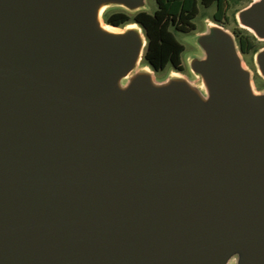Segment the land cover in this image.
Listing matches in <instances>:
<instances>
[{"label":"water","instance_id":"95a60500","mask_svg":"<svg viewBox=\"0 0 264 264\" xmlns=\"http://www.w3.org/2000/svg\"><path fill=\"white\" fill-rule=\"evenodd\" d=\"M146 6L0 0V264H264V92L220 25L200 84L137 72L102 15ZM238 21L264 39V0Z\"/></svg>","mask_w":264,"mask_h":264},{"label":"trees","instance_id":"16d2710c","mask_svg":"<svg viewBox=\"0 0 264 264\" xmlns=\"http://www.w3.org/2000/svg\"><path fill=\"white\" fill-rule=\"evenodd\" d=\"M157 8L153 13L146 10L130 12L117 11L105 15V22L116 27L138 24L147 36V46L143 53V62L159 73L168 67L176 71H185L183 54L185 46L177 39L175 31L190 33L196 29L194 20L200 12V6L209 8L216 5L214 18L223 23L227 19L229 0H155ZM239 37L240 49L249 53L254 49L248 38Z\"/></svg>","mask_w":264,"mask_h":264},{"label":"rangeland","instance_id":"374dc122","mask_svg":"<svg viewBox=\"0 0 264 264\" xmlns=\"http://www.w3.org/2000/svg\"><path fill=\"white\" fill-rule=\"evenodd\" d=\"M229 1L230 2H229V10L227 12V19L224 20L223 23L217 22L214 18V14L216 12L215 4L209 8H206L201 5L199 15L194 20L196 29L187 34L179 33L175 31L177 39L185 46V52L182 56L183 64L185 66V71L180 72V71H176L171 67H168L164 71L157 73L153 71L149 66H145L143 62V56L142 59L139 61L136 71L137 72L143 71L144 69L148 68L152 72L155 81L158 83L165 82L172 76L179 75L189 80L192 84L195 85L200 84L201 82L200 77L195 75L191 71V68L189 66V62L192 58L204 57V51L199 47V45L196 42V39L202 33L207 32L210 26L220 25L223 26L225 29H227L234 36L235 41L237 43V48L243 60V64L251 72L252 83L255 91L264 92V77L260 75V72L258 71V66L256 64V53L264 49V39L257 38L251 30L240 25L238 21L239 12L247 8L249 5H251L253 0H229ZM156 8L157 6L155 0H147V6L145 8L146 11L153 13ZM124 10L126 9L122 7L106 8L102 15L103 24L108 25L105 22V15L117 11H124ZM127 26L123 28L122 27L119 28L125 30ZM136 27L141 29L142 32L145 34L143 28H141L139 25H136ZM238 36H243L244 38H248L251 44L254 46V49L249 53H243L240 49ZM126 82L127 79L123 81V84H125ZM203 91H205L204 87H203ZM229 264H236V259L231 260Z\"/></svg>","mask_w":264,"mask_h":264},{"label":"bare ground","instance_id":"6f19581e","mask_svg":"<svg viewBox=\"0 0 264 264\" xmlns=\"http://www.w3.org/2000/svg\"><path fill=\"white\" fill-rule=\"evenodd\" d=\"M105 10V8L103 9V11ZM103 27L109 31H112V32H122L123 30L120 29V28H117V27H112L110 25H106V24H103ZM136 27L135 24H131V25H128L127 28H134ZM147 71H150L148 68H146ZM151 72V71H150Z\"/></svg>","mask_w":264,"mask_h":264}]
</instances>
